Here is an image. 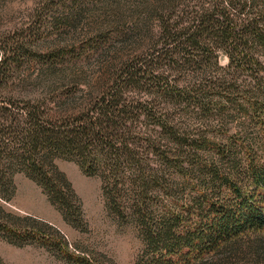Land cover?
I'll return each instance as SVG.
<instances>
[{"label": "trees", "instance_id": "16d2710c", "mask_svg": "<svg viewBox=\"0 0 264 264\" xmlns=\"http://www.w3.org/2000/svg\"><path fill=\"white\" fill-rule=\"evenodd\" d=\"M130 7L132 27L119 25L131 52L95 90L51 89L61 49L39 64L26 40L4 48L0 189L19 172L75 213L55 165L75 161L145 229L150 264H186L264 229V0ZM178 189L186 199H172Z\"/></svg>", "mask_w": 264, "mask_h": 264}, {"label": "rangeland", "instance_id": "374dc122", "mask_svg": "<svg viewBox=\"0 0 264 264\" xmlns=\"http://www.w3.org/2000/svg\"><path fill=\"white\" fill-rule=\"evenodd\" d=\"M130 1L0 0V68L7 70L1 66L4 48L26 40L40 52L32 54L33 62L61 49L56 72L63 79L51 89L59 94L95 90L131 52L120 36L134 23ZM123 20L126 27L119 25ZM41 69L37 64L26 72L34 78ZM55 165L78 198V210L63 214L38 184L15 173L12 184L0 189V264H150L154 248L143 241L145 229L103 193L101 179L85 174L72 160L57 159ZM183 191L172 199H186ZM174 203L170 206L179 210ZM186 264H264V229Z\"/></svg>", "mask_w": 264, "mask_h": 264}]
</instances>
